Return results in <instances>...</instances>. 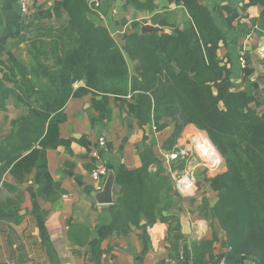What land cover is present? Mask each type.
Returning a JSON list of instances; mask_svg holds the SVG:
<instances>
[{"label": "trees", "instance_id": "obj_1", "mask_svg": "<svg viewBox=\"0 0 264 264\" xmlns=\"http://www.w3.org/2000/svg\"><path fill=\"white\" fill-rule=\"evenodd\" d=\"M169 1L184 3L192 19L189 28L142 33V23L133 21L123 44L89 16L81 0H56L41 15H66L67 20L58 37L48 42L31 41L36 53H32L30 71L13 53L9 54L8 64L0 58V110L6 109L16 89L29 107L0 141L1 170L9 169L19 181L35 170L36 183L42 186L47 199L62 193L60 183L50 174L47 150L70 144L60 134V125L67 118V102L92 93L93 106L103 115L110 95H114L142 127L153 118L174 121L175 129L166 148H173L188 124L207 132L224 157L226 170L205 176L217 200L213 206L204 200L202 212L206 218L218 221L224 234L222 246L264 264V112L258 111V87L247 79L252 73L249 68L244 69L245 89L233 90L224 84L229 70L221 64L217 49L225 32L207 6L198 0ZM257 1L264 2L249 0V4ZM135 4L140 9L155 8L154 0H136ZM235 17L232 15V19ZM29 74L33 79L28 78ZM80 82L84 85L75 87ZM142 158L140 168L122 166L116 176L119 191L112 204L110 232L129 224L138 226L142 218L154 224L172 206L168 178L160 170L150 171L156 157L147 151ZM178 228L170 230L175 251L182 238ZM217 240L214 234L212 239L195 243L192 251L186 247L184 253L199 264L216 262L223 256L214 254Z\"/></svg>", "mask_w": 264, "mask_h": 264}, {"label": "crops", "instance_id": "obj_2", "mask_svg": "<svg viewBox=\"0 0 264 264\" xmlns=\"http://www.w3.org/2000/svg\"><path fill=\"white\" fill-rule=\"evenodd\" d=\"M29 1L32 16L25 17L19 0H0V58L8 64L9 54L13 53L28 71L32 53H36L31 41L48 42L58 37V31L67 20L66 15L61 18L41 16L56 0ZM135 1L102 0L95 8L92 0H81L89 16L108 28L120 44L124 43L125 34L132 31L133 21L141 22L142 26L160 25L166 33L192 25L191 16L181 1L154 0L152 10L140 9ZM198 1L210 9L216 24L225 32L217 49L221 64L229 70L224 84L239 91L245 89L247 79L251 80L258 87L255 92L260 104L258 111L263 113L264 2ZM232 15L236 17L232 19ZM161 22L166 25L162 26ZM29 24V28H24ZM242 58L247 61L246 68L252 71L247 79ZM1 67L6 70L5 65ZM28 78L33 79V75L29 74ZM79 85L84 82L75 87ZM8 86L12 87V83ZM93 96L90 93L69 99L65 107L67 118L60 125V134L70 140V144L47 150L50 174L60 183L62 193L47 199L42 186L36 183L35 170L24 181H19L9 169L2 171L0 162V264H199L186 257L185 248L191 250L195 243L212 239L214 234L219 238L214 243V254H223L225 264H259L256 258L235 255L229 247L222 246L224 234L218 221L206 218L202 212L204 200L210 206L217 200V193L205 176L226 170L224 160L215 168L204 163L206 153L193 139H209L207 132L188 124L173 148H166L165 143L175 129L171 118H153L142 127L118 97L110 95L102 115L93 106ZM28 108L16 89L7 100L6 109L0 110V141L15 126L12 122L28 113ZM102 136L107 139L106 146L98 143ZM176 147L188 150L197 168L194 193L180 194L175 188L174 170L179 171L184 165L181 160L170 161L164 155ZM94 151L109 168L103 186L110 171L116 177L122 166L140 168L142 154L151 151L157 160L150 165V171L160 170L168 178L172 186V206L164 210L154 224L142 218L138 226L129 224L110 232L114 220L112 204L119 189L115 180L112 203L103 204L96 199V184L90 177L97 161ZM176 226H180L178 230L182 234L178 251L172 249L170 240V230ZM205 257L207 259L208 254Z\"/></svg>", "mask_w": 264, "mask_h": 264}, {"label": "built area", "instance_id": "obj_3", "mask_svg": "<svg viewBox=\"0 0 264 264\" xmlns=\"http://www.w3.org/2000/svg\"><path fill=\"white\" fill-rule=\"evenodd\" d=\"M101 2L102 0H92L93 7H99ZM19 8L21 13L25 17L32 16L29 0H19ZM241 65L243 68L247 67V61L244 58L241 59ZM209 139L195 137L193 140L194 142H196L198 148H203L206 153V159L204 160V163L208 162V160L220 163L221 155L217 151V149H215V145L213 144V142L209 141ZM98 143L100 146H106L107 139L102 136L99 138ZM93 155L94 157H96L97 161L90 172V177L91 180L96 184V190L100 191L103 188V180L107 176L109 168L108 165L101 160L96 151L93 152ZM164 157L170 161L178 162L181 160V162H183L184 167L182 169H180L179 171L174 170L173 178L177 192L180 194L194 193L198 182L197 168L191 161L190 153L188 152V150L176 147L172 151L166 153ZM229 249L231 250L232 248L229 247ZM202 264H225V259L221 258L216 262H205Z\"/></svg>", "mask_w": 264, "mask_h": 264}, {"label": "water", "instance_id": "obj_4", "mask_svg": "<svg viewBox=\"0 0 264 264\" xmlns=\"http://www.w3.org/2000/svg\"><path fill=\"white\" fill-rule=\"evenodd\" d=\"M164 28L160 25L147 24L142 26V33H159L163 32ZM116 177L112 171L109 172V176L106 180L105 185L102 190L95 191L94 195L99 203L108 204L113 202V189L115 184Z\"/></svg>", "mask_w": 264, "mask_h": 264}, {"label": "rangeland", "instance_id": "obj_5", "mask_svg": "<svg viewBox=\"0 0 264 264\" xmlns=\"http://www.w3.org/2000/svg\"><path fill=\"white\" fill-rule=\"evenodd\" d=\"M215 149H217L216 148V146H215ZM211 150H212V148H211ZM217 151H218V149H217ZM219 152V151H218ZM220 153V152H219ZM220 155H221V162L220 163H217L216 161H209L208 160V162H206V164H207V166H209L210 168H212V167H216V166H218L219 164L220 165H222V161L224 160V163H225V159H224V157L222 156V154L220 153ZM225 166H226V163L224 164Z\"/></svg>", "mask_w": 264, "mask_h": 264}]
</instances>
